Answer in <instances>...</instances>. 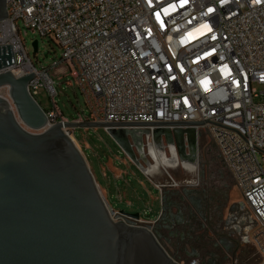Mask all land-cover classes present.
Here are the masks:
<instances>
[{
	"label": "built area",
	"instance_id": "obj_1",
	"mask_svg": "<svg viewBox=\"0 0 264 264\" xmlns=\"http://www.w3.org/2000/svg\"><path fill=\"white\" fill-rule=\"evenodd\" d=\"M6 6L0 46L11 45L14 63L0 72L34 73L29 92L36 99L47 88L54 105L46 112L48 127L69 120L54 101L49 69L30 59L21 24L57 44L60 63L87 97L89 115L74 121L203 122L196 128L207 131L231 172L251 214L256 264H264L258 158L264 156V0H6ZM0 96L9 100L8 87ZM146 223L139 216L130 224L153 228Z\"/></svg>",
	"mask_w": 264,
	"mask_h": 264
},
{
	"label": "water",
	"instance_id": "obj_2",
	"mask_svg": "<svg viewBox=\"0 0 264 264\" xmlns=\"http://www.w3.org/2000/svg\"><path fill=\"white\" fill-rule=\"evenodd\" d=\"M7 16L0 0V23ZM32 46L37 52L38 41ZM12 63L11 45L0 46V70ZM34 77L0 72V88L9 95L0 96V264H181L153 228L116 221L139 215H117L106 203L65 130L103 128L133 160V143L144 134L160 151L175 146L181 162L192 165L201 135L196 127L204 123L72 120L48 127L46 111L29 92Z\"/></svg>",
	"mask_w": 264,
	"mask_h": 264
},
{
	"label": "rangeland",
	"instance_id": "obj_3",
	"mask_svg": "<svg viewBox=\"0 0 264 264\" xmlns=\"http://www.w3.org/2000/svg\"><path fill=\"white\" fill-rule=\"evenodd\" d=\"M21 28L33 64L38 69H49L57 92L54 101L64 118L72 121L79 114L86 118L90 112L87 97L75 84L67 65L60 63V48L22 24ZM35 40L38 41L37 52L32 46ZM36 100L47 110L54 106L47 88H40ZM69 132L93 172L106 203L117 215L123 211L149 220L151 223L145 225L153 227L162 246L176 261L181 264L259 262L258 252L250 239L251 214L241 206L244 198L206 130L201 131L197 158L192 166L182 163L176 152L166 145L158 150L144 134L140 145L133 143L136 154V160H133L103 128L70 129ZM151 148H155L162 158L176 161L151 170L155 165ZM263 157L258 153L264 166ZM123 159L128 162L124 163ZM106 161L123 174L122 178H112L109 188L101 176ZM189 181L197 185H190ZM153 183L164 185L161 190L163 201ZM120 217H115L116 221L122 220Z\"/></svg>",
	"mask_w": 264,
	"mask_h": 264
},
{
	"label": "crops",
	"instance_id": "obj_4",
	"mask_svg": "<svg viewBox=\"0 0 264 264\" xmlns=\"http://www.w3.org/2000/svg\"><path fill=\"white\" fill-rule=\"evenodd\" d=\"M123 161H124V163L128 162L126 159H123ZM104 164L106 165V167L105 168H101V176H102V178L106 182V188H109V187H111V179L112 178H114V179L122 178L123 177V174H121L120 171H118L111 164H109L108 161L104 162ZM124 184H125V186H128L126 180H124ZM153 185L156 187V189L159 190V188L156 186V184L153 183ZM159 192H160L161 201H163V199H162V193H161L160 190H159ZM103 194L105 195L104 191H103ZM162 206H163V204H162ZM161 212H162V210H161ZM161 212H160V214H161Z\"/></svg>",
	"mask_w": 264,
	"mask_h": 264
},
{
	"label": "bare ground",
	"instance_id": "obj_5",
	"mask_svg": "<svg viewBox=\"0 0 264 264\" xmlns=\"http://www.w3.org/2000/svg\"><path fill=\"white\" fill-rule=\"evenodd\" d=\"M151 152L153 154V158L155 159V165L153 166V168H151V170H156L158 167H163L165 165H171V163H169V162L176 161L174 158H170V159H165L164 157L162 158V156H159V154L156 152L155 148H151ZM190 166H192V165H190Z\"/></svg>",
	"mask_w": 264,
	"mask_h": 264
},
{
	"label": "flooded vegetation",
	"instance_id": "obj_6",
	"mask_svg": "<svg viewBox=\"0 0 264 264\" xmlns=\"http://www.w3.org/2000/svg\"><path fill=\"white\" fill-rule=\"evenodd\" d=\"M139 138H140V137H139ZM137 143L140 145V139H137ZM167 148H169V150H171V151L176 152V154L178 155L175 146H171V147L167 146ZM187 166H190V165L187 164ZM197 206H199V205H197ZM175 217H176V216H174V218H175ZM120 219H122V220H124V221H126V222H128V223H131V220H132V219H129V218H126V217H120Z\"/></svg>",
	"mask_w": 264,
	"mask_h": 264
},
{
	"label": "trees",
	"instance_id": "obj_7",
	"mask_svg": "<svg viewBox=\"0 0 264 264\" xmlns=\"http://www.w3.org/2000/svg\"><path fill=\"white\" fill-rule=\"evenodd\" d=\"M38 102V101H37ZM40 104V103H39ZM41 105V104H40ZM41 107L46 111V112H48L49 110H47V108L45 107H43L42 105H41ZM75 120V119H74Z\"/></svg>",
	"mask_w": 264,
	"mask_h": 264
},
{
	"label": "snow or ice",
	"instance_id": "obj_8",
	"mask_svg": "<svg viewBox=\"0 0 264 264\" xmlns=\"http://www.w3.org/2000/svg\"><path fill=\"white\" fill-rule=\"evenodd\" d=\"M210 11H211V9H210Z\"/></svg>",
	"mask_w": 264,
	"mask_h": 264
}]
</instances>
